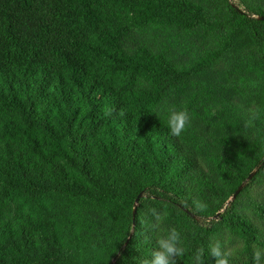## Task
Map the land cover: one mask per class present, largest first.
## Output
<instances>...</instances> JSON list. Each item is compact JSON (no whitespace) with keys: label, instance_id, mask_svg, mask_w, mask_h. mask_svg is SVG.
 <instances>
[{"label":"trees","instance_id":"trees-1","mask_svg":"<svg viewBox=\"0 0 264 264\" xmlns=\"http://www.w3.org/2000/svg\"><path fill=\"white\" fill-rule=\"evenodd\" d=\"M260 18L264 0H0V264H145L160 228L176 264H264Z\"/></svg>","mask_w":264,"mask_h":264},{"label":"clouds","instance_id":"clouds-1","mask_svg":"<svg viewBox=\"0 0 264 264\" xmlns=\"http://www.w3.org/2000/svg\"><path fill=\"white\" fill-rule=\"evenodd\" d=\"M190 115L187 110L184 109H170L167 115V127L170 134L176 137H180L186 129L190 126ZM203 207V205H198ZM155 227L160 228L164 223L166 216L156 214ZM180 233L175 228H168L164 230L160 228V232L157 236L158 250L154 251L151 255L150 262L146 261L145 264H176V258L183 253V249L179 247ZM204 254V250L201 249L196 259L199 261ZM211 257L217 258V264H228V258L223 255L219 246H213L209 249L208 253ZM260 254L256 253L254 257V264H259Z\"/></svg>","mask_w":264,"mask_h":264},{"label":"rangeland","instance_id":"rangeland-1","mask_svg":"<svg viewBox=\"0 0 264 264\" xmlns=\"http://www.w3.org/2000/svg\"><path fill=\"white\" fill-rule=\"evenodd\" d=\"M220 244H223V250L233 259L238 261L243 259V254L241 253L243 244L241 242L236 240L225 239L224 241L221 240Z\"/></svg>","mask_w":264,"mask_h":264},{"label":"water","instance_id":"water-1","mask_svg":"<svg viewBox=\"0 0 264 264\" xmlns=\"http://www.w3.org/2000/svg\"><path fill=\"white\" fill-rule=\"evenodd\" d=\"M261 20H264V18H260ZM255 173L256 172H253L251 175H250V177L248 178V180H250V179H252L253 177H254V175H255ZM245 185V183L237 190V192L235 193V195H234V197H233V199L237 196V194L241 191V189L243 188V186ZM140 197H141V195L136 199V203H135V208H134V212H133V215H134V217H135V215H136V211H137V205H138V203H139V199H140ZM191 215H193L192 213H191ZM194 216V215H193ZM125 247V246H124Z\"/></svg>","mask_w":264,"mask_h":264}]
</instances>
